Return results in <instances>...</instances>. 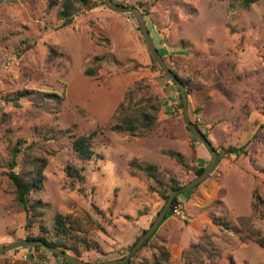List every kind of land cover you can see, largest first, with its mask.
<instances>
[{"label": "rangeland", "instance_id": "374dc122", "mask_svg": "<svg viewBox=\"0 0 264 264\" xmlns=\"http://www.w3.org/2000/svg\"><path fill=\"white\" fill-rule=\"evenodd\" d=\"M50 1L0 0V248L29 237L55 240V219L62 215L83 229L70 243L86 241L79 245L85 262L121 259L165 204L151 178L131 175L129 162H149L185 186L194 171L169 152L194 168L211 157L186 126L180 91L154 65L133 14L97 0L104 4L61 28ZM114 1L142 10L161 55L189 81L191 121L221 156L202 184L177 197L179 213L163 221L130 264H147L162 248L171 254L169 264H264V248L248 237V228L264 236V0L249 9L235 0ZM96 57L98 75L88 77ZM32 90L55 95L39 104ZM24 91L30 97L11 101ZM142 112L156 119L152 130H112ZM93 131L96 156L81 161L73 141ZM11 141L24 146L16 172L34 158L47 160L44 188L32 195L44 207L35 214L16 201L8 176ZM230 147L246 153L227 154ZM69 164L85 167L84 184H73ZM256 190L259 213L252 208ZM213 216L231 229L214 225ZM63 262L43 247L0 256V264Z\"/></svg>", "mask_w": 264, "mask_h": 264}, {"label": "trees", "instance_id": "16d2710c", "mask_svg": "<svg viewBox=\"0 0 264 264\" xmlns=\"http://www.w3.org/2000/svg\"><path fill=\"white\" fill-rule=\"evenodd\" d=\"M235 1L238 2L241 7L249 9L252 7V5L259 3L261 0H235ZM103 4H104L103 2H99L97 0H51L48 4V10H51L53 7H58L57 15L59 20L61 21L60 27L66 28L71 26L74 23L75 18L79 16L82 12L93 10ZM100 62H101V58L96 57L95 58L96 66L94 68H89L86 70V75L88 77H97L98 70L101 67ZM153 63L159 70H161L154 59H153ZM171 70L178 76V78L182 81V83H184L187 86V92L189 95V88H188L189 81L180 77L172 68ZM163 75L167 77L165 73H163ZM32 92L37 94V96L34 99L39 104L46 102L48 98L55 95L54 93L45 92V91L32 90ZM32 92L30 91L19 92L18 94H16V96L12 98L11 101L17 102L20 101L21 98L23 97H30V93ZM180 99L182 100L181 95H180ZM181 107L183 108L182 104ZM155 124H156V119L151 114L147 112H142L141 115L139 116L123 118L121 123L116 124L112 127V130L115 132H129L134 134L139 129H141V127L146 130H152L155 127ZM196 125L199 127V124ZM97 136H98V132L93 131L88 135H82L74 139L73 151L81 161L89 162L93 160V158L96 156V152L94 151L93 146ZM11 143H12V147H11L12 159L9 161L8 164L10 169L8 172V176L15 189L17 204L28 214H30L31 212H34L35 214L44 207V204L41 202V200H33L32 195L33 193L42 191L44 188V179H45L44 169L46 167L47 160L34 158L26 164L25 170H22L21 172H16L14 169L18 164L17 162L18 154L24 150V146L22 144V141H16V142L11 141ZM30 146H33V143H31ZM226 153L234 154L238 156L241 154H245L246 151L244 147L241 148L230 147L229 149L226 150ZM169 154L172 158H174L177 161L179 165L185 167L187 170L194 171L196 177L200 175L205 169V166L194 168L193 166L188 165L185 162L184 157L178 152L171 151L169 152ZM218 157H219L218 158L219 161L221 158L219 153H218ZM129 167L132 176H136L137 171H139L146 174L149 178H151L156 183V188H151V189L156 193H158L164 201L168 199L171 192L183 187L181 183L174 176L164 173L158 166L153 165L149 162L140 161L138 159H132L129 162ZM84 170H85L84 166L82 168H78L77 166L70 164L67 165L65 168V171L68 177L72 180L73 184H78V183L84 184L86 182V177L83 174ZM254 193H255L254 194L255 197H254V202L252 204V208L255 213H259L263 202H262V198L258 194V191L256 190ZM177 205H178V200L176 198L173 202L170 212L167 214L166 219L168 218L169 215L173 213V209ZM160 211L158 212V215ZM240 219L241 221L243 220V218ZM212 221L214 225L218 227L224 229H231L230 223H228V221H226L222 217L213 216ZM246 222L248 223L247 220ZM233 230L236 232V229L234 227ZM54 231L56 235L55 240L48 241L47 239H45V237H37V238L29 237L27 240H42L45 241L50 246L60 248L65 252H68L78 258H81L79 245L81 246L82 243L85 244L86 241L84 240L81 244L80 242H77L75 244L70 243L71 240H74L73 234L83 232L81 225L76 220L72 219L70 216L57 215L54 224ZM146 231L147 229L143 230V234ZM248 231H249L248 233L249 239H252L260 247L264 248V236L261 235V232L259 230H255L252 228H248ZM155 235L156 232L143 245L141 249L148 247L153 241ZM34 248L40 249L42 247L37 246ZM86 248L89 249V246H87ZM135 256L136 254H134L131 257V259L127 264H130ZM170 257H171L170 252L167 249L162 248L157 255L153 256L151 262H148L147 264H169Z\"/></svg>", "mask_w": 264, "mask_h": 264}, {"label": "water", "instance_id": "95a60500", "mask_svg": "<svg viewBox=\"0 0 264 264\" xmlns=\"http://www.w3.org/2000/svg\"><path fill=\"white\" fill-rule=\"evenodd\" d=\"M106 7L119 14H133L135 18L137 19V22L139 24V29L144 37V40L147 44V47L153 57V59L156 61V63L159 65L161 70L168 76V78L174 82L177 86V88L180 91V95L182 98V104H183V120L188 127V129L196 136V138L202 143V145L205 147L206 151L210 155V160L205 167L204 171L195 177L191 182L187 183L185 186L174 190L170 193L168 199L165 201V204L163 208L161 209L159 215L154 220L152 225L148 228V230L137 240V242L132 246L128 254L121 258L111 261H104V262H96V263H88L85 262L83 259L78 258L68 252L63 251L60 248L50 246L45 241L42 240H18L15 242H12L6 246H3L0 248V256L4 255L7 252L22 248V247H43L45 250L50 252L52 255H55L59 257L60 259L69 262L71 264H127L131 257L136 254L142 246L151 238V236L158 230L160 225L163 223V221L166 219L167 214L170 212L171 207L173 205L174 200L182 193L187 192L191 189L196 188L200 184H202L214 171L217 162H218V153L217 150L212 145L211 141L208 139V137L200 130V128L194 124L189 115V96L187 92V86L182 83V81L178 78V76L171 70L169 65L167 64L164 57L161 55L159 50L157 49L154 40L151 36V33L149 31V28L147 26L144 14L142 10L139 7L134 6H125L122 4H119L115 2L114 0H105Z\"/></svg>", "mask_w": 264, "mask_h": 264}, {"label": "built area", "instance_id": "2783aa9c", "mask_svg": "<svg viewBox=\"0 0 264 264\" xmlns=\"http://www.w3.org/2000/svg\"><path fill=\"white\" fill-rule=\"evenodd\" d=\"M179 211H180L179 206L178 205L175 206L174 209H173V213H179ZM62 264H71V263L64 261Z\"/></svg>", "mask_w": 264, "mask_h": 264}, {"label": "crops", "instance_id": "0c3cea01", "mask_svg": "<svg viewBox=\"0 0 264 264\" xmlns=\"http://www.w3.org/2000/svg\"><path fill=\"white\" fill-rule=\"evenodd\" d=\"M204 162H205V165L203 164V160L202 159L198 161V164L200 165V167H202V166H205L206 167L207 166V164H208L207 160H204Z\"/></svg>", "mask_w": 264, "mask_h": 264}]
</instances>
